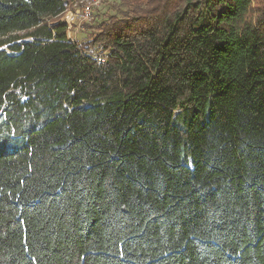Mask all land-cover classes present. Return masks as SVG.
Masks as SVG:
<instances>
[{
	"label": "trees",
	"instance_id": "obj_1",
	"mask_svg": "<svg viewBox=\"0 0 264 264\" xmlns=\"http://www.w3.org/2000/svg\"><path fill=\"white\" fill-rule=\"evenodd\" d=\"M72 2L0 0V264H264V0Z\"/></svg>",
	"mask_w": 264,
	"mask_h": 264
},
{
	"label": "built area",
	"instance_id": "obj_2",
	"mask_svg": "<svg viewBox=\"0 0 264 264\" xmlns=\"http://www.w3.org/2000/svg\"><path fill=\"white\" fill-rule=\"evenodd\" d=\"M105 1L107 0H87L82 7H78L73 11L69 9L67 14L59 19V22L64 21L66 23V37L70 42H76V32L81 29L84 23H87L91 19L93 12Z\"/></svg>",
	"mask_w": 264,
	"mask_h": 264
},
{
	"label": "rangeland",
	"instance_id": "obj_3",
	"mask_svg": "<svg viewBox=\"0 0 264 264\" xmlns=\"http://www.w3.org/2000/svg\"><path fill=\"white\" fill-rule=\"evenodd\" d=\"M86 1L87 0H73L71 5L69 6L68 10L70 9L71 11H73L74 9H77L78 7H82L85 4ZM109 1H110L109 4H111V3H114V2H117V1H120V0H109ZM109 4L104 3L99 8H97L98 12L100 13V15L107 11V8H108ZM68 10L62 15V17L67 14ZM80 10H82V9H80ZM96 10L93 12L91 18H94L96 16V14L98 13V12L96 13ZM87 33H88V31H87L86 27L82 26L81 29H79L76 32V34H75L76 40L85 37V35Z\"/></svg>",
	"mask_w": 264,
	"mask_h": 264
}]
</instances>
